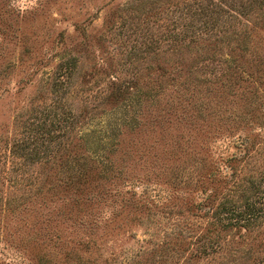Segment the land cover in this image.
<instances>
[{"label": "rangeland", "instance_id": "rangeland-1", "mask_svg": "<svg viewBox=\"0 0 264 264\" xmlns=\"http://www.w3.org/2000/svg\"><path fill=\"white\" fill-rule=\"evenodd\" d=\"M0 264H264V0H0Z\"/></svg>", "mask_w": 264, "mask_h": 264}]
</instances>
